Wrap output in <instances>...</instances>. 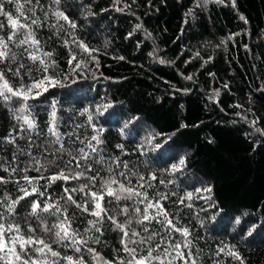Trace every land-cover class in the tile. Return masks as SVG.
Here are the masks:
<instances>
[{"label":"trees","instance_id":"1","mask_svg":"<svg viewBox=\"0 0 264 264\" xmlns=\"http://www.w3.org/2000/svg\"><path fill=\"white\" fill-rule=\"evenodd\" d=\"M20 2L26 15L35 9V17L40 18L41 26H33L40 41L36 54L49 65L48 71H37L42 66L28 58L27 45L17 48L14 44L9 48L16 59L6 60L0 69L13 87L30 85L45 75L52 76L55 84L46 82L48 91L27 101L29 108L23 115L35 120L33 129L15 118L21 115L19 100L5 104L0 99V177L4 180L0 182L4 217L0 223L19 224L25 236L44 238L62 255L82 254L85 264H103L87 252L74 253L72 248L52 243L54 236L42 231L41 219L51 227L56 217L43 212L41 219L29 215L30 201L39 199L41 207L50 203L67 208L72 227L87 240V247L111 264L121 260L127 264L132 259L124 251L125 244L136 250L137 259L147 256L150 247L159 246L153 256L168 249L170 255L161 256L164 264L169 260L172 264H264V135L256 131H264V0H235V8L232 0ZM5 9L18 15L14 4L6 3ZM57 10L77 27L57 22L53 15ZM0 21L6 25L0 34L6 35L10 31L7 20L0 16ZM79 42L96 51L90 56L77 46ZM80 61L85 64L75 68ZM21 64L25 67L20 68ZM54 103L58 143L49 132ZM108 104L112 107L105 111L103 106ZM93 125L103 128L100 145L91 141L97 134ZM89 141L96 152L87 147ZM81 148L89 154L87 161L80 159ZM181 158L185 164L173 170ZM61 170L69 176L81 171L85 177L96 176L95 186L86 178L57 180L49 186L47 178ZM25 175L45 177L35 182L44 196L22 200L9 214L6 198L23 195L21 187L31 190ZM113 176L146 192L153 204L158 201L172 224L157 216L156 208L148 209L155 219L138 224L148 202L139 203L142 197L116 201L105 196L107 215L96 225L100 232L92 228L85 234L91 228L88 221L97 218L68 203L64 189L87 184L84 192L71 194L77 203L87 201L91 209V198L85 193L101 190L103 180ZM207 187L212 191H196ZM125 207L127 215L121 213ZM108 216L121 224L131 220L129 235L125 237ZM252 225L260 226L248 236ZM29 226L36 232L29 233ZM177 228H186L189 235H181ZM133 231L140 235L132 236ZM141 239L145 243L131 242ZM176 244L184 259L174 247L169 248ZM232 251L240 259L230 255ZM29 253L36 255L31 249ZM49 259L55 258L49 254Z\"/></svg>","mask_w":264,"mask_h":264},{"label":"snow or ice","instance_id":"2","mask_svg":"<svg viewBox=\"0 0 264 264\" xmlns=\"http://www.w3.org/2000/svg\"><path fill=\"white\" fill-rule=\"evenodd\" d=\"M32 0H25V3L30 4ZM54 2L59 5L61 0H54ZM217 3H222L223 0H216ZM14 4L16 13L18 15H14L12 12L7 11L5 9V4ZM197 6L199 5V2L197 3ZM236 3L235 0H232V7L235 8ZM29 12L32 13L31 16L26 15L24 11V3H21L20 0H0V16H3L7 20V27L10 29V31L5 34H0V64L4 63L6 60L11 59L15 60L16 55L15 53H11V49L9 48L10 44H14L17 48L24 47L27 45V48H25V51L28 53V58L35 64L37 61H39V64L42 66V68H37V71H43L47 72L49 65L46 63V61L41 58L36 53L39 51V44L40 41L36 38V32L34 30V27H40L41 21L39 17H35V9H29ZM191 14V10H189V13ZM53 15L56 17L57 22L59 20H63L68 25L75 29L77 27L76 23L74 21H71L63 11H55ZM47 19V16L45 17ZM241 20H244L245 23H247L246 18L241 15ZM54 26V25H53ZM6 27L5 23L0 21V31H2ZM139 27V25L137 26ZM78 47L82 48L85 52H88L91 56L92 51H96L95 49H89L86 44L83 42H79ZM35 49V51H28V49ZM11 53V54H10ZM51 53H44L45 57H50ZM75 59V57H73ZM95 59V57H93ZM119 59H124V57H119ZM164 61H161L163 63ZM54 63V61H53ZM85 64L84 61H80L76 63L75 68H81ZM20 68L25 67L23 64L19 66ZM11 71V69H9ZM16 76L20 75L19 68L13 73ZM30 74V73H29ZM187 79H191V77H187ZM46 82L49 85H54L55 81L52 76H43L40 80L33 81L30 85H23L21 84L19 87H13V85L9 82V80L5 76V72L3 69H0V99L3 100L5 104L10 103L13 98H16L21 102V107L17 109L19 113H21L20 116H16L15 118L17 120H23V123L27 125L29 129H33L36 127V123L34 119H30L29 115H23L29 108V105L27 104V101L30 98H35L36 96L42 95L44 92L48 91V87L46 86ZM104 110L106 111L108 108H111L112 105L108 104L103 106ZM53 111L51 112V126L49 127V132L57 137V143L59 142V133L56 131V108L55 103L52 105ZM85 112H88V109L84 110ZM97 111H100L99 107ZM83 114V113H82ZM89 122L92 121V116H88ZM253 124L255 122H252ZM127 125H125L126 127ZM182 127H185V125H182ZM94 131H96V135H93L91 137V141H95L96 145H100L103 143V140H101L100 136L103 133V128H97L95 125H93ZM257 132H260L262 135H264V131L261 129H256ZM159 135V134H157ZM154 138V137H153ZM91 141H89L87 147L91 149L92 152H96L97 148L94 146ZM14 142V141H10ZM120 147V146H118ZM61 149H63V145H61ZM81 157L80 159H83L87 161L89 158V154L85 152L83 148L80 150ZM37 163H39L37 161ZM71 163V161L69 162ZM185 164V158H181L179 160L178 165H172L173 170H178L179 166H183ZM67 167V166H66ZM77 167H80L79 162H77ZM127 167V165H125ZM91 168H88V171H91ZM15 171V170H13ZM27 171V169H25ZM36 171H40V168H37ZM111 171V169H109ZM121 176H125V173L121 172ZM80 178H86L88 179L93 186H95L96 176H90L85 177V172H77L74 175H66L63 170L60 172L50 176L47 178L49 181V186L54 183L57 180H64L68 181L69 179H80ZM25 181L29 185H31V190L29 191L27 188L21 187L20 191L23 193L20 197H18L15 200H11L10 198H6L10 200V203L6 206V210L9 214H13L15 212L16 206L20 204L22 200H25L28 197H31L33 195L37 196H44V192L40 191V188L36 186V181L38 179H45V177L41 176L39 178H30L27 175L23 177ZM141 180H143V177H140ZM153 179H155V176H153ZM0 182H4L3 178L0 177ZM130 183V181H129ZM113 185H117V187H113ZM143 187V185H140ZM151 186V185H149ZM88 188V185H81L78 189L72 188L69 190L68 188L64 189V192L66 194V201L68 203L74 204L76 208L81 209L82 212H87L89 215L96 217V220H90L88 221V224L91 225V228L85 229V234L92 230V228H95L97 232H100V228L96 227L98 223H101L103 220V216L107 215V209L103 206L104 198L105 196L111 197L115 199L116 201L120 200H131L133 197H142L143 199L139 200V203H144L145 201H148L145 204L144 207V214L143 218L141 220H137L136 222L138 224H142L144 221H148L150 219H155V216L151 217L148 214V209L150 208H156L157 216H164V220L167 222V224L171 225L172 221L167 219V213L163 210V206L160 205V203L157 201L155 204H153L149 198L146 192H139L136 189L126 186L124 183H121L119 180H117L114 176L110 177L109 179L103 180L101 184V190L99 191H89L85 193L86 196H89L91 198V203L93 207L89 209L88 202L86 201L85 204L77 203L75 199H73V196L71 193L74 192H84L85 189ZM197 192L199 191H205V192H211L212 189L210 187L204 188V189H197ZM188 198L191 199L192 193H188ZM166 198V197H164ZM42 201L39 199L31 200L30 201V213L29 215L37 217L38 219H41L39 216L40 212L48 213L51 216L56 217V222L51 225V227L48 226V224L41 219L42 224V231L44 233H52L54 236V239L52 243L61 244L64 248H72L74 253H82L87 252L89 255H91L92 260L94 261H102L103 264H111L110 261L104 260L103 257L100 256L98 252L94 248L87 247V240H85L79 230L74 229L72 227V220L67 214V208H61L58 204H50V203H44L43 207ZM135 211L137 213L140 212L139 208H136ZM121 213L124 215H127L128 208L125 207L121 209ZM247 215V214H246ZM4 219L3 214L0 213V220ZM108 219L112 221V223L116 226L117 229H119L125 237L129 235L127 231V226H130L132 221L128 220L125 224H121L117 222V220L112 217L108 216ZM164 221H161L163 223ZM241 221L240 218L236 219V224L240 225ZM260 225H252L247 235L251 236L253 231ZM243 227H248L247 225H244ZM242 227V230H243ZM144 231L147 232L148 229L145 227ZM175 231L180 232L181 235L187 236L189 235L188 230L185 229H175ZM29 233H35L36 229L29 226L28 228ZM132 236H139L140 234L138 232L133 231L131 233ZM154 235H151L148 237V240H151L154 238ZM67 241V243H65ZM94 243H99L98 238H94ZM132 243H145L144 239H141L139 241H131ZM83 246V249L82 247ZM187 247V243L184 245ZM159 246H157L158 248ZM176 251V255L180 259H184V255L182 252L179 251L180 245L176 244L175 246L169 245V248H173ZM157 248H149L148 249V255L145 257H141L140 259L136 258L135 255V249L128 248L127 244L124 246V251L128 252L129 255L132 257L131 260L127 261V264H151L152 260L160 261V264H164V260L161 259V256L167 257L170 255V252L168 249H165L163 253H160L156 256H153L152 253L154 251H157ZM31 249L32 252L36 253L35 256L30 255L29 250ZM50 257L55 259H49ZM230 255L234 256L237 259H240L239 254L232 251L229 253ZM191 255V253H189ZM175 257H173V260ZM61 261H66L67 264H85V261L83 259V255L81 254L79 257H74L72 255L64 254L62 255L61 252L54 250L52 248V244L47 242L44 238H37L35 235H28L25 236L21 232V228L19 224L15 223H9L7 226L4 223H0V264H61ZM119 264H125L123 260L119 261ZM168 264H172V261L169 260ZM185 264H187V261H185ZM194 264V262H193ZM241 264H243V261H241Z\"/></svg>","mask_w":264,"mask_h":264}]
</instances>
